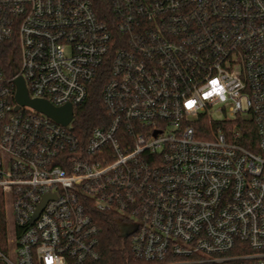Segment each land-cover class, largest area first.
Here are the masks:
<instances>
[{
    "label": "built area",
    "instance_id": "obj_1",
    "mask_svg": "<svg viewBox=\"0 0 264 264\" xmlns=\"http://www.w3.org/2000/svg\"><path fill=\"white\" fill-rule=\"evenodd\" d=\"M111 5L105 22L92 0H0L18 56L0 66V264L97 263L99 213L139 261L264 264V0ZM107 62L106 118L82 135L75 110ZM19 77L72 121L19 106Z\"/></svg>",
    "mask_w": 264,
    "mask_h": 264
},
{
    "label": "trees",
    "instance_id": "obj_2",
    "mask_svg": "<svg viewBox=\"0 0 264 264\" xmlns=\"http://www.w3.org/2000/svg\"><path fill=\"white\" fill-rule=\"evenodd\" d=\"M98 17L105 22L113 20L111 0H92ZM0 66L6 76L14 75L18 70V56L7 45L0 46ZM109 63L102 67L100 75L89 86V97L84 105L75 110L74 125L76 132L88 134L94 127L103 125L106 109L102 102L104 88L109 81ZM209 139V136H201ZM101 233L99 236L100 260L95 264H149L136 260L131 250L129 236L121 231V223L114 214H97ZM9 232L6 215V200L0 193V251L9 252ZM177 264H217L214 262Z\"/></svg>",
    "mask_w": 264,
    "mask_h": 264
},
{
    "label": "water",
    "instance_id": "obj_3",
    "mask_svg": "<svg viewBox=\"0 0 264 264\" xmlns=\"http://www.w3.org/2000/svg\"><path fill=\"white\" fill-rule=\"evenodd\" d=\"M14 83L17 90L16 101L19 106L29 107L63 126H67L72 121L73 109L71 106L56 108L49 102L31 99L25 86V82L21 77L17 78Z\"/></svg>",
    "mask_w": 264,
    "mask_h": 264
},
{
    "label": "rangeland",
    "instance_id": "obj_4",
    "mask_svg": "<svg viewBox=\"0 0 264 264\" xmlns=\"http://www.w3.org/2000/svg\"><path fill=\"white\" fill-rule=\"evenodd\" d=\"M220 117L221 116L218 114L214 115V118H220ZM6 215H7V221H8V232H9L10 238L12 239L14 237V222H13V214H12V208L11 207L7 208Z\"/></svg>",
    "mask_w": 264,
    "mask_h": 264
}]
</instances>
